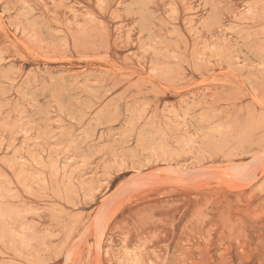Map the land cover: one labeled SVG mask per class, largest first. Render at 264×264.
Wrapping results in <instances>:
<instances>
[{
    "label": "rangeland",
    "instance_id": "1",
    "mask_svg": "<svg viewBox=\"0 0 264 264\" xmlns=\"http://www.w3.org/2000/svg\"><path fill=\"white\" fill-rule=\"evenodd\" d=\"M0 264H264V0H0Z\"/></svg>",
    "mask_w": 264,
    "mask_h": 264
},
{
    "label": "bare ground",
    "instance_id": "2",
    "mask_svg": "<svg viewBox=\"0 0 264 264\" xmlns=\"http://www.w3.org/2000/svg\"><path fill=\"white\" fill-rule=\"evenodd\" d=\"M135 3H136V2H135ZM247 44H248V43H247ZM40 99H41V98H40ZM41 101H42V100H41ZM33 121H34V120H33ZM42 123H43V122H42ZM92 123H94V122H92ZM37 126H38V125H37ZM39 126H40V125H39ZM44 126H45V125H44ZM58 127H60V126H58ZM92 127H93V126H92ZM25 133H26V132H25ZM25 133H24V134H25ZM30 134H31V133H30ZM38 138H39V137H38ZM25 140H26V139H25ZM27 140H28V139H27ZM27 140H26V141H27ZM177 141H178V140H177ZM183 143H184V142H183ZM184 144H185V143H184ZM24 145H25V144H24ZM4 146H5V145H4ZM24 151H25V150H24ZM47 152H48V151H47ZM40 156H41V155H40ZM27 157H28V156H27ZM17 159H18V158H17ZM54 159H55V158H54ZM16 165H17V164H16ZM48 185H49V184H48Z\"/></svg>",
    "mask_w": 264,
    "mask_h": 264
}]
</instances>
